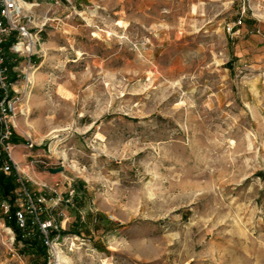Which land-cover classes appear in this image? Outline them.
<instances>
[{
	"label": "rangeland",
	"instance_id": "1",
	"mask_svg": "<svg viewBox=\"0 0 264 264\" xmlns=\"http://www.w3.org/2000/svg\"><path fill=\"white\" fill-rule=\"evenodd\" d=\"M27 4L0 264H264V0Z\"/></svg>",
	"mask_w": 264,
	"mask_h": 264
},
{
	"label": "built area",
	"instance_id": "2",
	"mask_svg": "<svg viewBox=\"0 0 264 264\" xmlns=\"http://www.w3.org/2000/svg\"><path fill=\"white\" fill-rule=\"evenodd\" d=\"M27 0H0V169L4 173L14 170L15 160L12 154L14 145L11 144L13 136V125L20 107L25 97H29L32 91L33 81L27 75L23 92L13 88L14 84L9 80V63L6 56V44L11 52L28 56L34 53V47L38 41L37 33L22 19L28 14L26 6ZM15 38L13 41L11 38ZM12 89L15 92H12ZM31 142L26 146L31 147ZM4 153L7 155L4 156ZM17 181L19 182L18 178ZM19 200V198H17ZM26 206L24 210H18L17 220L21 227L27 223V213L37 215V203L45 201L44 197H39L37 202L29 195L25 198ZM42 230L48 234V230L53 227L51 220L39 221ZM49 242V239H47Z\"/></svg>",
	"mask_w": 264,
	"mask_h": 264
},
{
	"label": "trees",
	"instance_id": "3",
	"mask_svg": "<svg viewBox=\"0 0 264 264\" xmlns=\"http://www.w3.org/2000/svg\"><path fill=\"white\" fill-rule=\"evenodd\" d=\"M10 44V41L7 42L6 47H8ZM13 64H10V69H12ZM11 73V70H10ZM17 183L15 180L14 174H6L3 171H0V199H5L9 203V217L7 220V223L10 227L13 228V230L16 233L17 240H22L25 242L26 245L32 246L37 249V252L40 255L47 256L46 254V244L44 243V237L42 236V232L40 228H37V231L35 232V237L32 239V237H25L22 228L19 226L17 222V215L16 211L18 207L14 204L13 199L11 197L9 198L10 194L13 192V190L16 188ZM33 241V242H32ZM43 264H46V259Z\"/></svg>",
	"mask_w": 264,
	"mask_h": 264
},
{
	"label": "bare ground",
	"instance_id": "4",
	"mask_svg": "<svg viewBox=\"0 0 264 264\" xmlns=\"http://www.w3.org/2000/svg\"><path fill=\"white\" fill-rule=\"evenodd\" d=\"M26 6H27V7H30V4H26ZM32 77H33V76H32ZM6 230H7L8 233L11 232L10 228H6ZM59 257H61V256L59 255Z\"/></svg>",
	"mask_w": 264,
	"mask_h": 264
},
{
	"label": "water",
	"instance_id": "5",
	"mask_svg": "<svg viewBox=\"0 0 264 264\" xmlns=\"http://www.w3.org/2000/svg\"><path fill=\"white\" fill-rule=\"evenodd\" d=\"M59 170H62V167H57L53 169V171H59Z\"/></svg>",
	"mask_w": 264,
	"mask_h": 264
}]
</instances>
